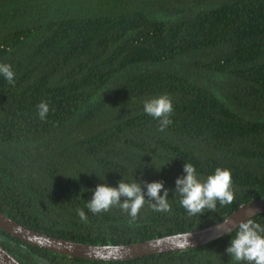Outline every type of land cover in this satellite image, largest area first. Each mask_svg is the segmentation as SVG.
Here are the masks:
<instances>
[{
  "label": "trees",
  "instance_id": "trees-1",
  "mask_svg": "<svg viewBox=\"0 0 264 264\" xmlns=\"http://www.w3.org/2000/svg\"><path fill=\"white\" fill-rule=\"evenodd\" d=\"M0 63L15 72L14 85L0 75V210L20 224L126 245L264 199V0H0ZM165 94L174 111L159 131L143 105ZM187 162L202 181L230 169L234 202L189 216L175 193ZM122 179L162 181L171 213L146 202L135 220L119 207L93 214L96 186ZM251 219L264 227V214ZM235 235L125 261L55 254L1 228L0 245L22 264H247L226 252Z\"/></svg>",
  "mask_w": 264,
  "mask_h": 264
},
{
  "label": "clouds",
  "instance_id": "clouds-1",
  "mask_svg": "<svg viewBox=\"0 0 264 264\" xmlns=\"http://www.w3.org/2000/svg\"><path fill=\"white\" fill-rule=\"evenodd\" d=\"M0 75H3L9 84H15V72L10 64L0 63ZM36 107L39 119L46 120L50 111L49 104L41 101ZM143 110L159 121V131H164L172 123L170 116L173 114L174 105L166 94L145 100ZM184 173L186 175L176 179L175 193L180 195V204L189 216H200L207 211L214 212L217 202L221 206L234 202L233 178L230 169L217 167L214 174L202 181L198 178L194 165L187 162L184 165ZM144 187L147 189L146 193ZM162 190L163 195H161ZM168 194L169 189L165 188L162 181L145 182L142 185L137 180L128 183L122 179L118 187H112L106 183L98 184L94 195L88 200L87 208L93 214H99L108 212L113 207H119L128 213L132 220H135L146 202L150 203L153 211L171 213ZM78 215L81 220H87L83 210H78ZM228 222L225 221V223ZM217 227L220 226L217 224ZM235 229L236 235L226 249L231 260L247 262V264H264V227L248 218L246 221H240ZM231 230L228 229L226 232L230 233ZM190 236L191 234L188 236L187 244H190Z\"/></svg>",
  "mask_w": 264,
  "mask_h": 264
},
{
  "label": "water",
  "instance_id": "water-1",
  "mask_svg": "<svg viewBox=\"0 0 264 264\" xmlns=\"http://www.w3.org/2000/svg\"><path fill=\"white\" fill-rule=\"evenodd\" d=\"M261 214H264V199L242 204L223 221L217 223L220 227L214 224L201 229L126 245H93L49 236L20 224L1 210L0 228L14 238L19 239L22 243L55 254L94 261H125L201 247L234 232L240 221H246L248 218ZM225 221L229 222L225 223ZM228 229H232L230 233L226 232ZM189 234H191L189 237L190 244H187ZM0 264L22 263L0 245Z\"/></svg>",
  "mask_w": 264,
  "mask_h": 264
}]
</instances>
